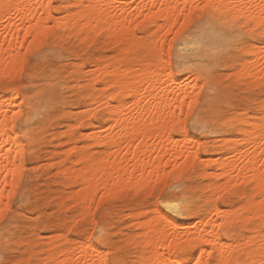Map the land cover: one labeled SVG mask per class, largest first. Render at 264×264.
Instances as JSON below:
<instances>
[{"label": "rangeland", "instance_id": "374dc122", "mask_svg": "<svg viewBox=\"0 0 264 264\" xmlns=\"http://www.w3.org/2000/svg\"><path fill=\"white\" fill-rule=\"evenodd\" d=\"M73 1L77 0H52L53 15L57 18V16L65 15L68 11L77 9L76 6H72ZM126 1L130 4L133 3V0ZM201 1L204 2V0H194L193 4H200ZM133 4L126 7L124 15L135 12V1ZM117 6H119L118 3L115 4L116 10L113 12H116L114 13H119ZM201 7L203 8V6ZM145 14L146 11L133 23L137 24L135 28L134 25L132 26L134 31L130 28L127 32L134 39V45L127 54H124V48H122L125 41L118 40L117 42L115 39L113 42L114 38L105 36L107 33L103 29H99L100 33L93 30L91 32L94 34L93 36L90 34L86 40H82L80 38L83 35L70 34L69 36L54 28L41 42L32 45L31 49L28 44L21 49L22 53L25 52V56L22 66L16 74L10 77L0 75V98L11 97L13 88L19 90L18 103L16 102V104H21L23 118H27L20 120L19 126H25L31 130L36 138L34 143L27 146L21 176L17 184L10 189L8 187L10 190L7 191L9 199H4V201L7 199L8 203L4 202L3 204L6 206L3 219L0 220V260H3L5 264H26L27 262L39 264L41 261L44 262L40 264H48L46 255H48L52 242L64 245V240L66 242L74 240L85 242L90 239L98 249H101L100 251L103 249V252H106L104 253L108 264H145L144 259L141 258V243L144 244L141 234L145 230L144 225L148 222L157 219L158 222L165 225L168 222L166 219H168L171 222L179 223V225L189 224L194 229L193 225L199 223L198 220H200L201 224L196 225V228L199 229L202 227L203 221L209 220L208 212L214 202L219 209L223 208L224 211H233V209L236 211V207L241 209V205L244 204L243 193H249L251 185L241 179L235 180V182L233 180L234 184H232L226 177L216 178L215 173L221 172L217 167L219 160L232 159L229 150L223 146V139H225L223 137L229 138V136H235L238 133L236 126H228L225 122L242 117L253 119L255 114L259 113V108L264 102V82L240 81L236 77V69H239L240 61L248 56L247 51L254 47V43L259 45L264 40L263 37L258 35L256 29H252L251 24H243L242 18L232 20L230 14L226 17L215 16L214 18L222 22L227 20L231 24L230 29L233 37L224 47L216 48L212 44L203 47L202 51H205L206 54L197 60H193L192 57L183 59L181 53H192L191 48L179 51L182 46L179 45V40L173 38L177 32L181 31L179 25L184 23L185 10L179 16L172 30L167 35L164 33L165 36L159 34L164 31L157 29V25H154L148 18L146 19ZM194 15L197 19L204 16L205 22L210 17L208 9L198 11ZM0 28L1 32L4 31L3 27ZM154 28L155 31H153ZM158 35L162 36L160 38L165 37L162 40L163 50L161 53L158 50L159 47H156L158 44L155 43ZM158 38L157 40H159ZM7 46L6 41L3 48ZM196 46L198 45H195L194 48ZM247 48L248 50H246ZM158 52L164 56L166 66L171 68L174 77L191 82L192 85L189 83L191 86L197 87V90L194 89V91L200 96L199 101L194 104L191 112L186 110L182 116L185 120L186 136L193 137L192 139L195 141L191 138L194 143L187 140L188 138L182 133H175L174 136L180 138L181 143L182 138L186 137L185 142L187 140L190 147L191 143L194 145L191 149H196L198 157L196 155L191 159L190 152H184L182 155L174 157L171 152L163 154L162 150L158 149L163 156L157 157L159 160L158 163H155L159 164L160 175L161 172L162 174L164 172L167 178L163 179L160 176V179L158 177L152 185L145 186L136 181L141 172L135 171V160L128 155L125 157V162H119L121 170L125 172L124 177H126L123 186L109 190L112 179L110 178L109 184L106 185L101 179H98L97 185H99L94 192V199L89 203H84L87 204L84 207L83 202L86 201H77L78 198L73 197L75 193L82 190V185L66 182L58 168L62 163L70 164L71 159H77L75 147L82 148L85 143L90 145L94 141L87 137L92 130V133L96 129L97 133L101 131V137L95 132L97 138L99 137L101 140L105 134L107 137V132L109 133L111 130L112 123L106 121L105 109L99 107V103H97L99 108L97 107L96 110V107L92 108L96 103H92L88 93L90 91L96 95L99 93L98 97L101 98L100 95L105 84L102 82L90 84L89 79L92 77L90 69L94 68L93 66L96 68L98 65L105 64L106 61L111 63L121 61L124 66L129 67L135 66L138 62L157 61L158 56H161L157 54ZM79 62L81 63L78 64ZM74 68L75 70H73ZM200 85H202L201 88ZM44 93H47L48 102L40 113L31 112L32 107L22 103L23 96L37 101L42 98ZM128 103L130 104V102ZM128 103L127 105H129ZM15 109L18 110V107ZM94 111H96L94 118L88 115ZM252 113L254 116H251ZM73 123L74 125H72ZM77 123L79 125H76ZM69 126H72L74 131L72 138H69ZM85 131L89 134L85 135L87 134ZM19 134L21 135L22 132ZM106 137L104 136L105 143L99 139L102 142L100 144L101 142L97 139L94 141L96 144L92 143L89 147L90 151L93 150L92 154L96 163L103 152L109 149ZM197 141L198 143L195 145ZM184 144L188 146L187 142ZM73 146L74 148H72ZM67 151H70L69 154ZM122 156L110 157L109 163L119 161ZM153 158L155 157L153 156ZM199 158L202 159L199 160ZM188 161L192 163H188L190 166L185 164ZM203 162L206 163V168ZM98 165L95 164L97 167ZM178 166L180 167L177 168ZM204 169L207 171L205 175ZM107 170L113 173L111 166ZM149 172L150 169L146 171V173ZM208 172L211 173L208 174ZM165 175L163 174V176ZM223 179L226 180V184L222 181ZM131 181L135 185L133 183L131 185ZM220 181L229 187L224 185L225 187H222L224 190L219 188V192L220 190L223 192L219 194L217 190L212 198L213 202H206L205 198L208 195L206 187L208 184L212 185L217 182L222 184ZM169 202L177 205L178 209H172L168 205ZM214 218L216 219V216ZM215 219H211V221H217L216 224L221 221L220 217H217L216 221ZM238 229L239 232L248 234V231L240 226ZM58 232L60 233L58 234ZM38 236L39 239H37ZM140 237L143 240H140ZM206 256L207 253H205ZM213 263L212 259L211 264Z\"/></svg>", "mask_w": 264, "mask_h": 264}, {"label": "bare ground", "instance_id": "6f19581e", "mask_svg": "<svg viewBox=\"0 0 264 264\" xmlns=\"http://www.w3.org/2000/svg\"><path fill=\"white\" fill-rule=\"evenodd\" d=\"M134 1L135 12L124 15L126 7L134 5ZM205 1H201V3H205ZM193 2L194 0H133V3L130 4L126 0H77L74 4L72 3V6H76L77 9L56 18L52 11V0H0V5H10V7L0 6V27H3L2 30L4 29L1 32L0 28V75L10 77L16 74L24 61L25 52L22 53L21 49L27 44L35 45L41 42L54 28L69 36L70 34L83 35L80 38L82 40H86L93 30L100 33L99 29H103L107 33L105 36L114 38L112 41L115 39L117 42L118 40L125 41L122 48H124V54H127L134 45L133 37L129 36L127 32L130 28L133 29V23L144 11H146V19L148 18L154 25L156 24L157 29L163 30L164 32L160 31L159 34L165 36L164 33L167 35L172 30L179 16L185 10V4L191 6ZM68 3L66 4L69 5ZM116 3L119 4L117 6L119 13L113 12L116 10ZM206 3L214 5L215 8L208 9L210 17L205 22V31L201 39L199 41L183 37L179 39V45L182 46L179 51L188 48H191L192 51V53H181L183 59L192 57L193 60H197L206 54L205 51H202L203 47L212 44L216 48H221L233 37L230 29L231 24L227 20L222 22L214 18L215 16L226 17L230 14L232 20L242 18L243 24H251L252 29H256L258 35L264 39V0H208ZM201 6L203 5L201 4ZM164 36L160 38L162 36L158 35L159 40L155 39L158 46L153 42L156 47H159L160 53L163 50ZM6 41L8 46L3 48ZM194 44L198 46L194 48ZM247 52L248 56L240 61L239 69H236L237 79L257 83L264 82V40L259 45L254 43V47ZM160 55L157 61L138 62L135 66L131 65L130 67L124 66L121 61L112 63L106 61L105 64L98 65L96 68L93 66L94 68L90 69L92 71V77L89 79L90 84L94 85L98 82L105 84L100 95L101 98L98 97L99 93L97 95L92 91L88 93L92 103H96L95 106H91L92 108L96 107V110L100 104L99 107L105 109L104 115H107L105 119L112 123V131L108 130L107 137L106 134L104 135L107 138L106 143L109 144V149H104L98 163L92 154L93 150H89L90 145L96 144L94 141L97 139L99 141V137H101V131L97 133L96 129L94 133L92 130L91 134L85 131L87 133L85 135L89 134L87 137L94 140L92 143L90 142V145L85 143L82 148L72 147L76 151L77 159H71L70 164L59 165L58 170L64 175L66 182L82 185L80 194L73 195L78 198H76L77 201H86L83 202L84 204L94 199V192L99 185H97L98 179H101L106 185L109 184L108 180L111 178L109 190H115L118 186L122 187L126 177H124L125 172L121 170L120 163L125 162V157L128 155L135 160V171L141 172L136 181L145 186L152 185L158 177L160 179V176L163 179L167 178L164 172L165 176L162 172L160 175L159 164L155 163H158L157 157L163 156L162 152L163 154L171 152L174 157H178L184 152H190L191 159L197 155L196 149H191L194 145L191 143L190 147V143L187 141L193 137L186 136L185 120L182 117L186 110L190 111L189 105L193 109L194 104L199 101L200 96L194 91V89L197 90V87L191 86V82L174 77L171 68L166 66L164 56ZM119 57L121 56L119 55ZM75 58L77 57L75 56ZM199 87L201 88L202 85ZM200 88L198 89L200 90ZM11 91V97L0 98V208L3 209L6 206H3L4 202L8 203L6 200L9 199L7 191L10 190L8 187L9 189L14 187L21 176L27 146L34 143L36 139L31 130L25 126H19L20 120L27 118H23L21 104H16V102L18 103L19 90L13 88ZM47 102V93H44L42 98L37 101L26 96L22 98V103L32 107L31 112L33 113H40ZM15 107H18V110ZM89 108L91 107L89 106ZM259 110V113L255 114L256 116L251 114L254 116L253 119L242 117L225 122L228 126H236L238 132L235 136L223 137L225 138L223 146L229 150L232 159L223 158V160L217 161L220 173L213 170L216 172H214L216 178L226 177L230 181L229 183L241 179L251 185V191L243 193L244 204H240L241 209L236 207V211L235 209L224 211L221 208V211L214 202L208 212L209 220L203 221L202 218L203 225L199 229L196 228V225H199L200 220H198L199 223L193 225V229L191 225H185L186 223L179 225V223L166 219L168 222L164 225L158 222L159 220L153 219L144 225L145 230L141 234L144 239V244L141 243V258L144 259L145 264H196L197 261L200 264H211L212 259L214 260L213 264H264V102ZM95 114L96 111L88 113L93 118ZM19 132L22 134L20 135ZM95 132L97 135L100 134L98 138ZM68 133L69 138H72L74 134L72 126H69ZM175 133H182L188 139L182 138L181 143L180 138H175ZM104 136L102 140L100 139L103 142L105 141ZM185 138L189 147L184 144L186 143ZM192 140L191 142L195 141ZM197 143L198 141L195 142V145ZM158 149L162 150L161 153ZM70 151H67L68 154ZM119 155H123L119 161L109 163L110 157L116 158ZM191 159L190 161H192ZM201 159L199 158V160ZM205 161L207 163V158ZM206 163H204V167ZM95 164H99L98 167ZM109 166L113 169L114 174L107 170ZM147 168L150 169L149 173H146ZM206 172L205 170L204 175ZM222 181L225 183L226 180ZM223 182L212 185L207 183L206 202H213L212 198L217 190L219 194L223 192L221 190L219 192V188L224 190L222 187H229ZM132 183L131 181L130 184L133 185L134 183ZM229 183L227 182V184ZM5 198L7 199L4 201ZM169 203L168 205L172 209H178L177 205ZM85 206L87 204H84ZM91 214L93 216V211ZM215 216L216 219L217 217L221 218L217 224ZM207 217L206 219H208ZM211 219H215L216 222ZM239 226L247 230L248 234L239 232ZM39 238L38 236L37 239ZM86 241L66 242L64 240V245L52 242L48 255H46L48 264H108L106 252L104 251V253L103 249L100 251L101 249H98L91 239ZM202 241H211V243L205 244ZM205 253H207L206 257Z\"/></svg>", "mask_w": 264, "mask_h": 264}, {"label": "snow or ice", "instance_id": "6c2138e0", "mask_svg": "<svg viewBox=\"0 0 264 264\" xmlns=\"http://www.w3.org/2000/svg\"><path fill=\"white\" fill-rule=\"evenodd\" d=\"M3 7H10V5H0ZM215 8L214 5L210 3H204L203 8L199 4H193L189 6L187 3L185 4V15L183 17L184 23L180 24L179 27L181 31L177 32L176 36L173 38L174 40H179L182 37L185 39H194L199 41L204 34L205 31V17L200 16L198 19L195 17L194 13L198 11H202L204 9H213ZM195 47V44L193 45ZM32 45H29L31 49ZM189 109L191 110V105H189ZM11 195V193H10ZM103 199V197H101ZM4 216V209L0 208V220L3 219ZM202 243L208 244L211 241H202ZM211 255V253H209ZM0 264H5L3 260H0ZM196 264H200L199 261Z\"/></svg>", "mask_w": 264, "mask_h": 264}]
</instances>
